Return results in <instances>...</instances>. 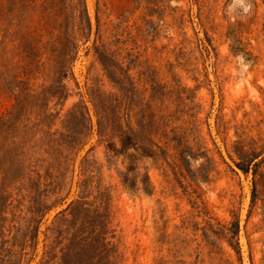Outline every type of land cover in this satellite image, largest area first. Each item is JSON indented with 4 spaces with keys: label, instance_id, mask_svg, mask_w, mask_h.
I'll return each instance as SVG.
<instances>
[{
    "label": "rangeland",
    "instance_id": "rangeland-1",
    "mask_svg": "<svg viewBox=\"0 0 264 264\" xmlns=\"http://www.w3.org/2000/svg\"><path fill=\"white\" fill-rule=\"evenodd\" d=\"M235 144L264 0H0V264H264Z\"/></svg>",
    "mask_w": 264,
    "mask_h": 264
},
{
    "label": "trees",
    "instance_id": "trees-1",
    "mask_svg": "<svg viewBox=\"0 0 264 264\" xmlns=\"http://www.w3.org/2000/svg\"><path fill=\"white\" fill-rule=\"evenodd\" d=\"M9 114L10 113H8V115ZM4 120L5 118L2 119V121ZM127 140L130 141V139ZM121 146L122 148L126 147L125 141L121 140ZM234 154L236 156V161H234L235 166L244 174H248L250 172L254 182L256 181V177H259L263 174L261 167L264 161V156H260L261 153H258L254 147H245L244 145L240 146V144H235Z\"/></svg>",
    "mask_w": 264,
    "mask_h": 264
}]
</instances>
